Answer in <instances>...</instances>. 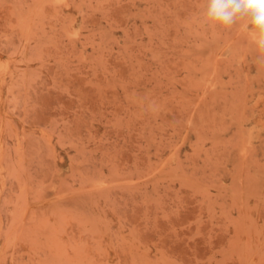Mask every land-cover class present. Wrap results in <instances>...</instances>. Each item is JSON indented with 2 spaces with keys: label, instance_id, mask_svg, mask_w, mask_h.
I'll use <instances>...</instances> for the list:
<instances>
[{
  "label": "rangeland",
  "instance_id": "rangeland-1",
  "mask_svg": "<svg viewBox=\"0 0 264 264\" xmlns=\"http://www.w3.org/2000/svg\"><path fill=\"white\" fill-rule=\"evenodd\" d=\"M205 0H0V264H264V62Z\"/></svg>",
  "mask_w": 264,
  "mask_h": 264
},
{
  "label": "clouds",
  "instance_id": "clouds-1",
  "mask_svg": "<svg viewBox=\"0 0 264 264\" xmlns=\"http://www.w3.org/2000/svg\"><path fill=\"white\" fill-rule=\"evenodd\" d=\"M201 15L212 26L239 24L255 45L257 60L264 62V0H205Z\"/></svg>",
  "mask_w": 264,
  "mask_h": 264
}]
</instances>
